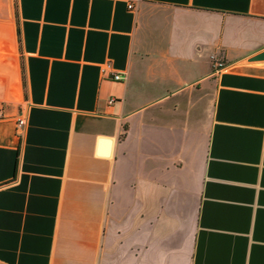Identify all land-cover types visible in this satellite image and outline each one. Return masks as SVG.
Masks as SVG:
<instances>
[{
    "label": "crops",
    "instance_id": "obj_1",
    "mask_svg": "<svg viewBox=\"0 0 264 264\" xmlns=\"http://www.w3.org/2000/svg\"><path fill=\"white\" fill-rule=\"evenodd\" d=\"M263 54L264 0H0V264H264Z\"/></svg>",
    "mask_w": 264,
    "mask_h": 264
},
{
    "label": "water",
    "instance_id": "obj_2",
    "mask_svg": "<svg viewBox=\"0 0 264 264\" xmlns=\"http://www.w3.org/2000/svg\"><path fill=\"white\" fill-rule=\"evenodd\" d=\"M254 60H264V54L254 58ZM111 140H102L100 143L99 154L102 156H109V149L111 147Z\"/></svg>",
    "mask_w": 264,
    "mask_h": 264
},
{
    "label": "built area",
    "instance_id": "obj_3",
    "mask_svg": "<svg viewBox=\"0 0 264 264\" xmlns=\"http://www.w3.org/2000/svg\"><path fill=\"white\" fill-rule=\"evenodd\" d=\"M130 8H132V6H130ZM219 67H220V69H222L224 66L222 64H219ZM113 80L119 81L120 80V77L116 75V76H114ZM114 103H115V100L114 99H111L109 101V104L110 105H112ZM24 125H26V120L25 119L20 120L19 121V126L21 127V126H24Z\"/></svg>",
    "mask_w": 264,
    "mask_h": 264
},
{
    "label": "rangeland",
    "instance_id": "obj_4",
    "mask_svg": "<svg viewBox=\"0 0 264 264\" xmlns=\"http://www.w3.org/2000/svg\"><path fill=\"white\" fill-rule=\"evenodd\" d=\"M211 59H212L213 61H215V63H217V62H216V57L213 56ZM219 64H221V63H219ZM219 64H217V66H215V68L220 69ZM210 109H211V102L209 103V110H210Z\"/></svg>",
    "mask_w": 264,
    "mask_h": 264
}]
</instances>
